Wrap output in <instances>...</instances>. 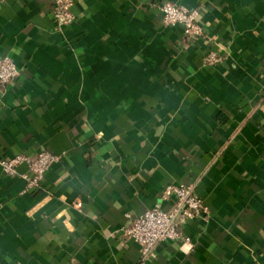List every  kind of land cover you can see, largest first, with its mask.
I'll use <instances>...</instances> for the list:
<instances>
[{"label":"crops","instance_id":"1","mask_svg":"<svg viewBox=\"0 0 264 264\" xmlns=\"http://www.w3.org/2000/svg\"><path fill=\"white\" fill-rule=\"evenodd\" d=\"M0 0V160L61 158L40 188L0 167V264H264V0ZM176 3L198 35L168 25ZM212 57L215 61L208 62ZM206 212L144 260L132 220L167 186ZM188 239L189 241H186Z\"/></svg>","mask_w":264,"mask_h":264},{"label":"built area","instance_id":"2","mask_svg":"<svg viewBox=\"0 0 264 264\" xmlns=\"http://www.w3.org/2000/svg\"><path fill=\"white\" fill-rule=\"evenodd\" d=\"M71 6V0H56L54 17L59 25L73 23ZM161 11L168 25L183 26L187 36L200 34L201 28L196 23L197 12H190L185 7L170 2L162 5ZM214 61L212 57L208 58V62ZM18 76L19 70L15 61L10 57L0 58V86L11 85ZM60 161L61 158L58 155L44 151L34 157L18 155L11 159H2L0 167L5 175L14 177L18 175L19 167L26 165L28 172L23 175V178L27 183V189L30 190L40 188L47 172ZM162 200L173 201V207L170 210H164L157 206L147 210L124 229L126 240L141 248L144 260L150 256L157 245L182 239V233L178 231L179 226L194 220L207 210L201 198L187 184L167 186ZM186 241L189 240L186 239Z\"/></svg>","mask_w":264,"mask_h":264}]
</instances>
